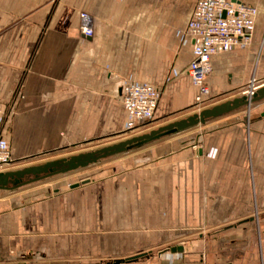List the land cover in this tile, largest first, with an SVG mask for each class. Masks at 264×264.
I'll return each instance as SVG.
<instances>
[{"label": "crops", "instance_id": "1", "mask_svg": "<svg viewBox=\"0 0 264 264\" xmlns=\"http://www.w3.org/2000/svg\"><path fill=\"white\" fill-rule=\"evenodd\" d=\"M233 1L257 8L254 28L246 48L211 57L207 108L241 97L252 79L264 86V0ZM196 2L0 0V136L13 161L122 133L129 82L161 92L148 131L196 113L186 35ZM80 13L90 38L79 32ZM263 113L264 101L73 180L1 192L0 264H98L142 253L150 255L134 264H264L256 237L264 219L238 224L264 215ZM173 246L183 253L165 251Z\"/></svg>", "mask_w": 264, "mask_h": 264}, {"label": "built area", "instance_id": "2", "mask_svg": "<svg viewBox=\"0 0 264 264\" xmlns=\"http://www.w3.org/2000/svg\"><path fill=\"white\" fill-rule=\"evenodd\" d=\"M257 8L235 3L233 0H197L186 28L191 41L193 59L187 68V75L196 88L193 110L199 113L211 105L213 98L205 83L211 72L212 56L230 52L235 47L246 48L250 43ZM82 25L80 34L92 37L90 18L80 13ZM254 79L249 83L244 95H251ZM158 88L136 82L122 87V106L126 119L122 134L134 137L147 132L154 122V115L160 100ZM3 120L0 119V125ZM14 161L9 144L0 136V173L6 172Z\"/></svg>", "mask_w": 264, "mask_h": 264}, {"label": "water", "instance_id": "3", "mask_svg": "<svg viewBox=\"0 0 264 264\" xmlns=\"http://www.w3.org/2000/svg\"><path fill=\"white\" fill-rule=\"evenodd\" d=\"M263 101L264 86L256 89L251 95H242L241 97L225 101L213 107L205 108L199 113H194L184 119L168 123L156 129L124 139L111 145L101 147L96 150L78 153L69 157L54 159L43 164L32 165L18 170L1 172L0 193L17 191L21 188L32 186L57 176H62L76 172L78 170L86 169L92 165L99 164L100 162L108 161L117 156L141 149L166 137L177 135L185 131L195 129L199 126H204L211 120L218 119ZM88 182V180L81 181L80 183L69 185V188L75 189ZM258 219H262V216H253L239 222L238 224L255 222ZM165 251H169L173 254H181L183 253V247L173 246L166 248ZM162 252L159 253V255L162 254ZM149 255V253H142L125 259L112 260L106 263L98 264H134L142 258L149 257Z\"/></svg>", "mask_w": 264, "mask_h": 264}, {"label": "rangeland", "instance_id": "4", "mask_svg": "<svg viewBox=\"0 0 264 264\" xmlns=\"http://www.w3.org/2000/svg\"><path fill=\"white\" fill-rule=\"evenodd\" d=\"M31 123L34 126V121H31ZM65 123H66V121H61L60 128H63ZM76 123L79 124V121H76ZM14 131H15L14 132L15 142L19 141L23 145V142L26 141L25 140L26 134H19L20 131H21L20 126L15 127ZM128 136L124 135L122 133H120L118 135H106V136L98 137L96 139H92L91 141H88V142H86V143H84L82 145H74L72 147L63 148L62 150L56 151V152H51L50 151V152L42 153V154L41 153L40 154H36L35 152H31V154H34V155L28 156L26 158H23V159H21L19 161L14 162L13 165H11V167H9L8 171L22 169V168L27 167V166L43 164V163H45L47 161H51L53 158H56V157H59V156L67 157L69 155H75V154H78V153H83V152H87V151H91V150H96V149H99L101 147H104V146H107V145H111V144L117 143L118 141H122L124 139H127ZM31 139L32 140L28 141L29 145H33V143H35L34 137H31ZM15 154L18 157H21V156H24L26 154V152L21 151V150H16ZM104 162H106V161H104ZM104 162H100L99 164L92 165V166H90V167H88L86 169H90L92 167L94 168L95 166L100 165V164H102ZM86 169L78 170L76 172H72V173H69V174H66V175H62V176H57V177L52 178L50 180H46V181L34 184L32 186L21 188L20 190H23V189H26V188H30V187H34V186L39 185V184L48 183V182H51V183L52 182H59V181H65L67 179L73 180V179H75V177H77L76 175L78 173H81V172L85 171ZM78 175H80V174H78ZM20 190H17V191H20ZM262 219H264V215L262 216ZM260 233H261V236L264 239V221H263V225H262V231L260 232L259 227L257 228V236L256 237H260ZM263 251H264V246H263Z\"/></svg>", "mask_w": 264, "mask_h": 264}]
</instances>
